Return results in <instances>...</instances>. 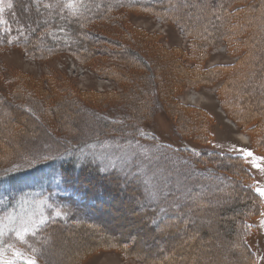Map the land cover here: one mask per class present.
<instances>
[{"label": "rangeland", "instance_id": "rangeland-1", "mask_svg": "<svg viewBox=\"0 0 264 264\" xmlns=\"http://www.w3.org/2000/svg\"><path fill=\"white\" fill-rule=\"evenodd\" d=\"M220 1H225L222 33L209 45L203 43V37L197 36L194 39V36H186L174 23L126 8L119 9L115 22H93L90 29L92 33L90 36L87 34L91 39L86 42L87 51L81 53L86 57L83 58L86 59L85 63L64 48H59L52 54H47L46 50L40 48L44 53L42 56L38 48L28 52L21 46H0V142L4 140L10 144L9 148H0L3 151L0 158L15 156L13 160H16L26 153H44L50 147L58 148L56 142L63 141L66 136L81 140L97 130L105 135H112L106 129L101 130L99 125L101 122H114L110 117L113 114L116 117L120 115L124 123L138 122L151 127L167 140L174 142L185 139L200 145L201 142L195 136L201 131H207L209 140L206 147L241 155L252 175L255 190L264 188V151H255L252 148L257 136H261L264 131L256 123L261 118V121L264 119V74H261L258 60L260 57L256 54L259 49H264V43L255 44L253 40V36L262 32L264 0H182L186 5H191V9L181 15L187 20L191 19L190 24L203 30L213 25V18L208 12L203 16L195 14L196 3L208 4L210 9ZM20 2L21 0L17 3ZM28 8L37 10L31 2L28 5L22 4L18 14L22 17L19 18V23L24 24L30 30L29 33H35L32 35L35 40L42 37V28L33 29L32 25H35L38 13H31L29 17L26 11ZM246 35L248 37L245 38ZM230 36L233 43L229 42ZM76 37L79 41H76ZM82 37L75 34V38L69 42L84 47V41L80 44ZM33 42L35 41H31L35 46ZM203 44L205 54L200 62L195 63L188 58L189 54L192 51L197 53L199 45ZM137 55L149 59L155 73L156 91L153 90V80L147 66L146 69L138 68L137 64L134 66ZM171 56L177 58V65L186 68L185 70L198 65L205 78L210 79L212 75L215 77L203 83L198 78L202 77L199 70L198 77L188 82L185 78L176 79L174 73L178 71L169 62ZM176 81L179 83H175ZM246 84L248 89L243 92ZM253 86L256 87L254 91ZM164 88H169L173 106L182 112V119L177 122L169 116V107L163 96ZM236 97L242 100L238 103L239 110V107L236 108ZM257 97L261 103L252 106V100H258ZM232 98L234 101L230 104ZM157 102L163 108L156 106ZM13 108L21 109L24 116L20 115V111L15 114ZM249 109H252L251 114L248 113ZM31 110L35 113L32 114ZM193 114L198 116L193 117ZM238 114L242 115L243 121H234ZM124 123L118 122L116 125L124 129ZM115 145L119 146L116 143L96 145L100 154H93V157H101L109 167L116 165L118 172L123 177H129L132 187L135 188L126 189L128 180L115 185L112 181L109 185L106 184L108 193L103 198L105 202L95 212L97 226L82 229L81 232L61 229L53 237L42 239V258L35 257L38 264H72L80 252L83 253L85 249L93 246L95 241L100 244L99 239L106 237L120 239V243L128 247L131 253L136 252L156 264H247L244 251L235 247L238 240L230 234L226 219L231 220V217L216 216L222 207L227 206L225 198L209 202L208 208L194 216L195 221L190 217L188 209L184 211L186 215L182 216L181 210L172 206V211L169 212L172 218L177 216L176 218H181L186 224L195 225L197 228L190 230L188 236H183L179 230L174 234H158L156 228L147 227L139 213L146 208L152 209L155 205L159 208V198L167 200L172 194L182 204L185 201L190 202L195 192L206 196L217 188L213 186L214 182L209 181L207 188L186 187V181L205 176H199L200 174L193 171L190 173L180 165L179 167L177 159L171 154L165 153L164 158L168 161L155 156L154 152L148 154L142 149L114 155L112 150ZM90 148L91 146L88 149L93 150ZM239 149L251 151L253 156L245 157ZM256 164L260 167H255ZM133 165L135 170L130 169ZM189 165L191 168V164ZM226 176L216 174L215 179L219 182L222 177L230 179L229 174ZM206 179L205 177L204 181ZM32 181L37 179H18L15 184L28 185ZM95 181L98 183L96 186L105 187L102 180ZM223 184L231 183L228 181ZM181 188L185 191L182 192ZM134 189L145 195L141 202L136 193L138 191L135 192ZM17 193L20 191H12L10 196L14 197ZM22 195L18 200L9 198L11 210L0 221V229L12 231L14 236L13 229L21 226L31 229L44 219L45 199L28 197L32 195L27 192ZM6 198L0 199L1 205H9ZM261 198L262 211L251 221L255 228L247 239L251 259L246 261L249 260L251 264H264V197ZM169 208L168 203L167 208H159L155 218H161L162 212ZM36 242L33 240L30 244L35 246ZM150 262L147 263L151 264ZM147 263L131 255L124 256L116 249L97 245L87 250L73 264Z\"/></svg>", "mask_w": 264, "mask_h": 264}, {"label": "trees", "instance_id": "trees-1", "mask_svg": "<svg viewBox=\"0 0 264 264\" xmlns=\"http://www.w3.org/2000/svg\"><path fill=\"white\" fill-rule=\"evenodd\" d=\"M18 1L19 0H3V4L0 5L4 7V12L0 14V19L4 21V23H0V46H21L28 52H33V48H38V51L42 54V56L44 53L41 52L40 48L42 50H46L47 54H52L59 48H64L69 50L75 58L80 59V62L82 63H85L86 59L83 58L86 57H83L84 55L81 53L83 51H87L86 42L91 40L88 38L87 34L90 36V33H92L90 29L92 28L93 22H96V24L100 21H107L110 23L112 21L115 22L114 19L117 17L116 13L119 9L127 8L145 12L151 14L159 20H166V22L174 23L186 36H194V39L197 36H200L201 38L203 37V40H205L203 43L206 45H209V43L215 40L216 36L222 33L221 28L224 23L223 8L225 1L216 2L215 6H211L210 9L208 4L202 5L199 2L196 3L197 6L194 7L197 9H195V14L197 13L198 16H203L208 12L207 14L213 18V25L203 30H200V28L196 27L194 24H190L189 20L191 21V19L187 20L185 19L186 17L184 18L181 15L191 9V5H186L182 2V0H21L20 3H17ZM9 2L13 4L11 9L7 8V4ZM30 2L34 5V8L37 7V10L28 8L26 10L28 13L27 16L30 17L31 13H38L37 19L34 21L35 25L32 26L33 29H38V27L42 28V37L37 39L35 38V40L34 38L32 39V35H35V33H29L30 30H27V27L24 24L19 23V18L22 17L18 16L21 12L20 10L22 4L28 5ZM69 3L74 4L75 7L72 9L68 8L67 5ZM39 10L41 12H39ZM261 29V33L257 36H253V40L256 42L255 44L259 43L261 45V43H264V22ZM75 34L80 35V37L83 36L80 44L84 41V47H78V43L75 44L74 42H69L73 39V37L75 38ZM232 34L233 33L231 32L230 35L232 36ZM231 36L229 37L230 43L233 40ZM29 37H31V39ZM246 37H248V35H246L245 38ZM75 39L76 41H79L78 37ZM31 41H35L33 42L35 46L32 45ZM36 41L38 44H36ZM29 43L31 44L29 45ZM204 44L199 45L197 53L192 51L188 58L193 60L195 63L200 62V59H202L205 54L203 53V50H205ZM144 47L148 48V46ZM256 54L258 58L260 57L258 60H260L259 67L261 68V74H264V49H259ZM113 56L116 57V54L113 53ZM135 59L136 61L134 66L137 64L138 68L146 69L147 66V69H149L153 80V90H155V73L149 63V59L147 60L140 55H137ZM176 60L177 58L175 59L171 56L169 61L170 64L173 63L174 68L178 71L177 73H174V76L177 77L176 79L181 77L180 80L185 78L188 82L189 80L198 77L197 71L200 70V66L196 65L198 70L196 68H187L188 70H185L186 68H181L177 65L178 62ZM199 72V75H202V77L199 76L198 78L203 83L209 82L215 77L212 75L210 79H208L205 78L201 70ZM175 83L179 82L176 81ZM247 85L248 84L243 87V92L246 91L245 89H248L246 87ZM254 88L256 87L253 86V91L255 90ZM258 88H261V86H258ZM35 89L34 91H36ZM145 90L147 89L145 88ZM254 94L257 95L258 93ZM163 96H165L164 99L166 101V105L169 107V116L173 118L175 122L179 121V119L181 120L182 112L178 111L175 106H173V100L171 99L169 88H164ZM257 98L258 100H252V106H256L255 104L260 102L259 97ZM235 100L236 108L239 107L237 108L239 110L240 104L238 106V103H241L242 100H239L237 97ZM233 101L234 98H232L230 104H232ZM155 105L159 108H163V105L160 102L155 103ZM13 110L15 114L20 111V115L24 116L21 109L13 108ZM31 111L33 112L32 114L35 113L34 110ZM248 113L251 114L252 109H249ZM241 114H238L234 121H243L244 119H242L243 117ZM192 116L197 117L198 115L193 114ZM110 117L111 121L114 122H111V124L101 122L99 126L101 130L106 129V131L112 132V135H105L103 132L97 130L96 133L90 134L81 140H79V138L77 139L66 136L63 141L56 142L57 145H59L58 148L55 147L54 149V146L53 148L50 147V149H47L44 153H26L20 158L17 157L16 160H13L15 156L11 158H0V199L2 197H7V202H9V205L6 206H3V204L1 205L0 203V221L4 218L3 215H8L11 210V201L9 198L18 200L17 198L23 197L22 194L27 192L32 195L28 197L36 199L34 196H37L45 199L43 208V220L45 222L38 225L37 235L35 237L31 235L27 237L29 244L33 240L37 241L34 243L35 246H33L38 249V252L34 254L36 258H42V247H40L42 239H46V237L49 236L53 237V235H55L58 231H62L61 229H65L66 231L80 230L79 232H81L82 229L86 230L85 228H95L98 223L95 220V212L98 210L97 208L100 205H103V202H105L103 198L108 193L106 184L111 183L112 181L115 185L118 184V182L121 183L128 180V186H126V189H128V187H134H132L133 184L129 180V177H123V175L118 172L119 170L116 165H110L109 167V165L104 164L101 157V160L93 157V154H100V149L99 147H96V145L116 143L119 146L115 145V148H113L112 152L114 155H121L122 153L125 154V152L131 153L134 152L135 149H142L148 154L154 152L155 156L165 161V153L166 155L171 154L175 159H177L178 166L180 165L181 167L187 168L190 173L192 171L197 172L200 174L199 176H205L207 178L206 181H204L205 177L186 181V187L194 189V187L205 186L207 188L209 181L211 183L214 182L215 184H213V186L215 185L214 187L217 188L214 192L210 191V195L206 196L195 192L191 197L190 202L185 201L182 204L179 200L175 199L172 194L167 197V200L159 198L158 207L160 210L165 206L167 208V203L170 208L167 210L165 209L166 212H162V219L160 217V219L158 217L155 218L159 209L156 207L157 205H155L152 209L146 208L140 212L139 214L142 216L143 222L147 225V227L156 228L155 230L158 234H174L179 230L183 236H188L190 230H197V228L195 225L186 224L181 218H176L177 216L175 219L172 218V215L169 213L172 211V206L179 208L182 216L186 215L184 211L188 209L190 211V217L195 221L196 217L194 218V216H197L201 210L208 208L207 205H209V202L217 200L218 198H225L227 206L222 207L217 212L216 216H219L220 218L231 217V220L227 221L226 219V222H229L228 227L231 231L230 234L238 240V245L236 244L235 247H240L239 249L244 251L245 262H247V264H251L249 260L246 261L248 258L251 259V255L247 247V239L252 230L255 228V225L251 221L256 219L261 213L263 201L254 188L252 175L247 169L243 157L238 154L219 152L206 147L209 140L207 131H201L195 136V138L201 142L200 145L192 144L185 139L174 142L167 140L151 127L140 125L138 122L135 124L134 122L133 124L124 123L120 115L119 117H116L112 114ZM12 120L15 121L16 119L12 118ZM261 120L262 118L256 123L264 128V119L263 121ZM133 121H135V119H133ZM118 122L124 123V129L123 127H118V125H116ZM15 125L17 126V123H15ZM34 125L37 127L36 124ZM262 133L263 134L261 136H257L258 138L255 140V145H252V148L255 151H264V131ZM9 145L10 144L4 140L0 142V148L3 147L6 149L10 147ZM126 145L128 146L127 148ZM89 146H91L92 148L90 149L93 150H89ZM2 153L3 151L0 150V157ZM44 157L47 158L45 159ZM189 164H191V168L188 167ZM135 168L136 167L134 165L130 167L131 170H135ZM216 174H221L222 176L223 174L224 176L229 174L230 179H227V176L222 177L221 182H219L218 179H215ZM29 177H31V179H37V181H32L33 183L28 185L27 183L24 185L15 184L16 180L26 179ZM96 179L102 180V182L105 183L104 185L106 188L103 185L96 186L98 184H96ZM135 179H137V177H135ZM228 181H230V185L223 184ZM134 190L135 192L136 190L138 191V189ZM181 190L182 192L185 191L183 188H181ZM12 191H20V193L11 197L10 193ZM136 193H138L137 196L141 202V200L144 199L143 196L145 195L140 193V191ZM56 210L61 211L63 214L60 217H56L54 215ZM4 233V240L6 242L14 243L17 247L21 248V250L28 254H32L27 245H23L16 240L12 231H4ZM154 234L156 233L154 232ZM106 238L99 239V241H101L100 244L95 241L93 246L85 249L84 252L82 250L83 253L80 252L78 257H76L71 263H75L87 252V250H91L97 245H101L105 248L116 249L121 252L122 255L134 256L144 263L150 262L144 257L136 254V252L134 254L131 253L128 247H125V245L120 243V239H114L112 237ZM235 243H237V241H235ZM150 263L156 264L154 261Z\"/></svg>", "mask_w": 264, "mask_h": 264}, {"label": "snow or ice", "instance_id": "snow-or-ice-1", "mask_svg": "<svg viewBox=\"0 0 264 264\" xmlns=\"http://www.w3.org/2000/svg\"><path fill=\"white\" fill-rule=\"evenodd\" d=\"M3 4V0H0V5ZM13 4L9 2L7 4V8L11 9ZM68 8H74V4L69 3L67 5ZM4 12V7L0 6V14ZM0 23H4L2 19H0ZM238 151L242 152L245 157H252L253 153L251 151H247L245 149H239ZM45 159L47 157H44ZM31 163V162H30ZM255 167L259 168L258 164ZM256 192L264 197V188H256ZM63 213L59 210L54 212L56 217H60ZM44 220H41V224L44 223ZM38 226H34V228H29L27 226H21L19 229H13L15 233V238L23 245H27V247L31 250L32 254H28L25 251L21 250V248L17 247L14 243L6 242L4 240L5 233L3 229H0V264H38L37 259L35 258V253L38 252V249L29 244L27 237L29 235L35 237L37 235Z\"/></svg>", "mask_w": 264, "mask_h": 264}, {"label": "bare ground", "instance_id": "bare-ground-1", "mask_svg": "<svg viewBox=\"0 0 264 264\" xmlns=\"http://www.w3.org/2000/svg\"><path fill=\"white\" fill-rule=\"evenodd\" d=\"M244 138H245V137H244ZM83 237H84V236H83ZM92 238H93V237H92ZM85 243H86V242H85ZM112 245H113V244H112ZM82 247H83V246H82ZM88 248H89V247H88ZM88 248H87V249H88ZM193 249H194V248H193Z\"/></svg>", "mask_w": 264, "mask_h": 264}]
</instances>
